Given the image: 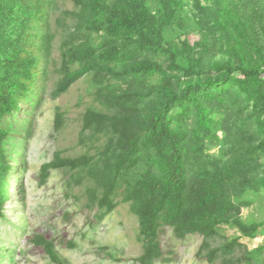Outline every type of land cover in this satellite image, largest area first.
<instances>
[{"label": "trees", "instance_id": "1", "mask_svg": "<svg viewBox=\"0 0 264 264\" xmlns=\"http://www.w3.org/2000/svg\"><path fill=\"white\" fill-rule=\"evenodd\" d=\"M50 79L53 99L86 82V149L56 153L40 185L59 170L66 187L85 186L95 225L129 204L143 244L134 264L170 261L167 229L203 237L208 264H264V244L242 242L264 236V220L243 215L264 200V0H0V222L14 230L9 203L24 196L27 138ZM65 124L57 108L56 131ZM9 261L0 237V264Z\"/></svg>", "mask_w": 264, "mask_h": 264}, {"label": "rangeland", "instance_id": "2", "mask_svg": "<svg viewBox=\"0 0 264 264\" xmlns=\"http://www.w3.org/2000/svg\"><path fill=\"white\" fill-rule=\"evenodd\" d=\"M66 8L72 9V5ZM64 32V27L58 28L53 53L56 62ZM54 82L55 79H50L46 85L42 102L33 115L34 123L27 122L28 125L33 123V134L27 138V170L22 180L24 196L21 203H9L7 218L17 229H12L9 222H0V237L10 256L8 264H55L43 250L22 238L19 226L26 227L29 235H44L55 241L56 252L71 264H134L131 260L143 254V244L138 240V218L131 212L129 204H121L105 220L95 225V210L88 209L85 203V186H76L72 190L70 186L66 187V176L59 170L53 171L47 184L40 185L38 176L41 167L52 161L56 153L78 156L86 149L80 142V132L82 116L87 108V99L83 96L87 94L88 86L81 80L67 93L53 99L51 92L55 89ZM57 108L66 116V124L60 131L54 127ZM16 186L11 191L13 197L18 194ZM81 197L80 201L78 198ZM243 215L245 219L264 220V200L244 210ZM233 235H236V231L228 230L227 236ZM66 238L69 243L62 246L60 242ZM224 241V238H218L215 245ZM242 242L249 249H256L264 244V236ZM162 243L170 253L167 256L170 261L157 264H208L198 256L203 243L200 235L178 239L171 229H167Z\"/></svg>", "mask_w": 264, "mask_h": 264}]
</instances>
